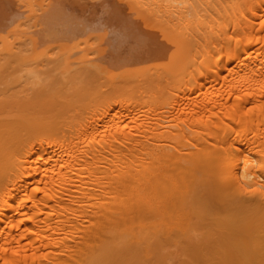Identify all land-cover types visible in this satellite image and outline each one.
Returning <instances> with one entry per match:
<instances>
[{"label":"bare ground","instance_id":"6f19581e","mask_svg":"<svg viewBox=\"0 0 264 264\" xmlns=\"http://www.w3.org/2000/svg\"><path fill=\"white\" fill-rule=\"evenodd\" d=\"M204 205L264 264V0H0V264L177 252Z\"/></svg>","mask_w":264,"mask_h":264},{"label":"rangeland","instance_id":"374dc122","mask_svg":"<svg viewBox=\"0 0 264 264\" xmlns=\"http://www.w3.org/2000/svg\"><path fill=\"white\" fill-rule=\"evenodd\" d=\"M10 71L11 68L8 72ZM39 97L33 112L43 120V123L58 124L67 118L70 108H66L67 111L62 108L63 101L58 102L55 97L43 95ZM226 216V210L204 205L200 212L197 210L191 216L190 227L197 234L194 244L183 248L182 245L177 252L168 247H151L147 257H144L141 251L132 249L131 252L128 251L130 254L125 252L124 256L117 255L101 264H237L239 259L232 251L238 250L239 255L245 258L249 245L237 241L241 238L232 235L229 231L230 235L225 233V229H222V219ZM171 252L175 254L172 255Z\"/></svg>","mask_w":264,"mask_h":264}]
</instances>
